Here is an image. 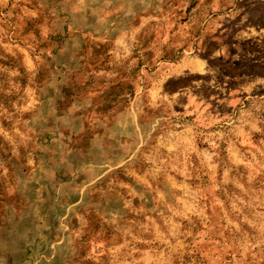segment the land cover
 <instances>
[{
	"label": "rangeland",
	"instance_id": "rangeland-1",
	"mask_svg": "<svg viewBox=\"0 0 264 264\" xmlns=\"http://www.w3.org/2000/svg\"><path fill=\"white\" fill-rule=\"evenodd\" d=\"M0 264H264V0H0Z\"/></svg>",
	"mask_w": 264,
	"mask_h": 264
}]
</instances>
